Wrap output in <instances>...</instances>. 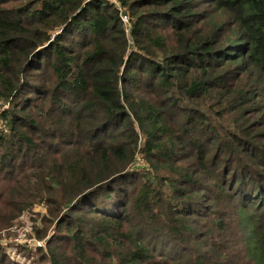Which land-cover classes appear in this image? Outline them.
Masks as SVG:
<instances>
[{"label": "trees", "instance_id": "trees-1", "mask_svg": "<svg viewBox=\"0 0 264 264\" xmlns=\"http://www.w3.org/2000/svg\"><path fill=\"white\" fill-rule=\"evenodd\" d=\"M116 1L0 0V264H264V0Z\"/></svg>", "mask_w": 264, "mask_h": 264}, {"label": "rangeland", "instance_id": "rangeland-1", "mask_svg": "<svg viewBox=\"0 0 264 264\" xmlns=\"http://www.w3.org/2000/svg\"><path fill=\"white\" fill-rule=\"evenodd\" d=\"M47 211L43 204H35L22 212L11 225L1 230L2 245L8 257L20 264H44L38 259L33 227H41L40 218Z\"/></svg>", "mask_w": 264, "mask_h": 264}, {"label": "built area", "instance_id": "built-area-1", "mask_svg": "<svg viewBox=\"0 0 264 264\" xmlns=\"http://www.w3.org/2000/svg\"><path fill=\"white\" fill-rule=\"evenodd\" d=\"M113 1L115 2V5L119 11L120 18L122 19V22L125 26V31L128 32V26H129L128 15L116 0H113ZM35 241H36L35 245H43V242H44L43 240H39V239H36Z\"/></svg>", "mask_w": 264, "mask_h": 264}]
</instances>
